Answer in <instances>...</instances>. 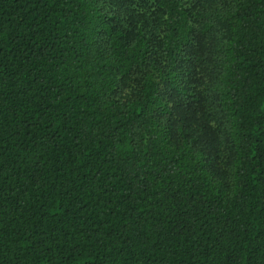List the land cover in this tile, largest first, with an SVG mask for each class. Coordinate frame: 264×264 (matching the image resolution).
<instances>
[{"label":"trees","instance_id":"obj_1","mask_svg":"<svg viewBox=\"0 0 264 264\" xmlns=\"http://www.w3.org/2000/svg\"><path fill=\"white\" fill-rule=\"evenodd\" d=\"M0 264H264V0H0Z\"/></svg>","mask_w":264,"mask_h":264}]
</instances>
